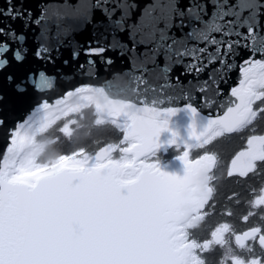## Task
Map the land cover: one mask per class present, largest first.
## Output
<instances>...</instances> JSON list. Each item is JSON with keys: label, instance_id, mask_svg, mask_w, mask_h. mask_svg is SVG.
<instances>
[{"label": "snow or ice", "instance_id": "1", "mask_svg": "<svg viewBox=\"0 0 264 264\" xmlns=\"http://www.w3.org/2000/svg\"><path fill=\"white\" fill-rule=\"evenodd\" d=\"M0 134V264H264V0H0Z\"/></svg>", "mask_w": 264, "mask_h": 264}, {"label": "water", "instance_id": "2", "mask_svg": "<svg viewBox=\"0 0 264 264\" xmlns=\"http://www.w3.org/2000/svg\"><path fill=\"white\" fill-rule=\"evenodd\" d=\"M36 2H40V0H34V3H36ZM44 2H56V0H44ZM88 38L89 37L87 34H77V36H76V39L79 41H82V42L87 40ZM29 43H31V41H29ZM37 64L39 65V62H37ZM48 71L51 73V72H55L56 69L52 68L51 66H48ZM71 71H72L71 68L64 69V72H71ZM233 75L235 76V73ZM106 77L110 78V74H108V73L102 74L101 79L106 78ZM77 79H87V77L83 76V75H79V76H77ZM70 81H72L71 76H63L62 78H58V80L56 82L57 91L53 92V91L49 90L48 94L51 95L53 98H55L65 88L70 87V83H69ZM72 82H74V81H72ZM24 111H25V109H22V108L16 109V115L19 116ZM174 119L176 122L175 126L178 127L181 135L186 136L187 131H188V125L192 122L190 115H188L186 113H181L177 117H175ZM2 139H3V136H2V134H0V141H2ZM165 170L174 171L177 173H182V170H183L182 162L179 161L178 159H176V157H174L167 165H165Z\"/></svg>", "mask_w": 264, "mask_h": 264}, {"label": "trees", "instance_id": "3", "mask_svg": "<svg viewBox=\"0 0 264 264\" xmlns=\"http://www.w3.org/2000/svg\"><path fill=\"white\" fill-rule=\"evenodd\" d=\"M56 133H53L55 135ZM102 133L99 131H94L93 136H99ZM81 138L78 140H73L72 142L67 141L64 138H61V141L55 145L54 150L56 151H69L74 147L80 146L81 144H90L91 141L88 139H84L82 136V133L80 134ZM240 144V141L238 138H233L232 140H220L219 143L216 145V147L225 155L231 154ZM198 151V150H194ZM178 153L175 152L173 149H170L168 153H165L163 155L164 160L162 161V164H165L170 161V159L174 156H177ZM229 189H238V186L234 183L228 181L224 183V186L222 187L221 191L223 194H228ZM238 227H243V225H237Z\"/></svg>", "mask_w": 264, "mask_h": 264}]
</instances>
